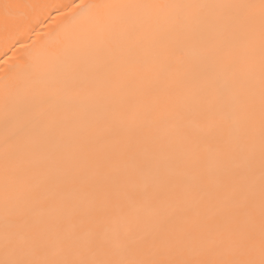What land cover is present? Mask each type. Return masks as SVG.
Here are the masks:
<instances>
[{"label": "snow or ice", "instance_id": "obj_1", "mask_svg": "<svg viewBox=\"0 0 264 264\" xmlns=\"http://www.w3.org/2000/svg\"><path fill=\"white\" fill-rule=\"evenodd\" d=\"M0 264H264V0H0Z\"/></svg>", "mask_w": 264, "mask_h": 264}]
</instances>
